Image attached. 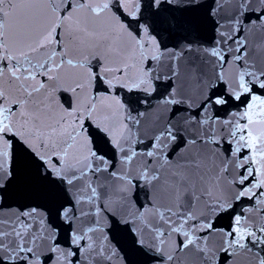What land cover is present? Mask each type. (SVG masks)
Returning a JSON list of instances; mask_svg holds the SVG:
<instances>
[{
	"label": "snow or ice",
	"instance_id": "obj_1",
	"mask_svg": "<svg viewBox=\"0 0 264 264\" xmlns=\"http://www.w3.org/2000/svg\"><path fill=\"white\" fill-rule=\"evenodd\" d=\"M0 264H264V0H0Z\"/></svg>",
	"mask_w": 264,
	"mask_h": 264
}]
</instances>
